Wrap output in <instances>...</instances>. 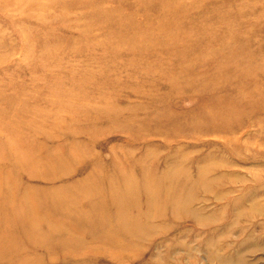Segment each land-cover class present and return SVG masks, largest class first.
I'll return each mask as SVG.
<instances>
[{
  "label": "rangeland",
  "instance_id": "1",
  "mask_svg": "<svg viewBox=\"0 0 264 264\" xmlns=\"http://www.w3.org/2000/svg\"><path fill=\"white\" fill-rule=\"evenodd\" d=\"M2 127L1 206L80 241L33 264H264V0H0Z\"/></svg>",
  "mask_w": 264,
  "mask_h": 264
},
{
  "label": "bare ground",
  "instance_id": "2",
  "mask_svg": "<svg viewBox=\"0 0 264 264\" xmlns=\"http://www.w3.org/2000/svg\"><path fill=\"white\" fill-rule=\"evenodd\" d=\"M0 129H3V127ZM190 200L191 199H165V205L168 203L171 204V208L169 205L167 207L171 209L170 211L172 214L174 213L173 215L181 213V216L195 217V211L191 210V207L189 206L191 203ZM102 202H104L110 210H114V216L109 219V222H106V228L101 231H95L94 234L102 237L104 235L114 237L113 234H116L120 237L124 236L131 242H135L138 237L136 230L140 227V223L138 221L140 218L139 201H137V199H109ZM145 203L147 204V202ZM14 212L18 214H15V216L11 219L9 207L1 206L0 202V264H33V262H30V258H27L28 252L31 253L41 249L49 255L53 249L64 248L70 246L71 243H80V241H78L75 237H70V235H66L63 232L53 231L50 228H42L40 222H33V216L26 209V206H21L20 208L18 207L17 209H14ZM179 218L181 217L179 216ZM73 221L84 224L88 223V225L94 224L93 226L100 224L94 223L91 220L85 222L82 219H78L77 216L73 219ZM116 244L117 242L115 245ZM211 258H214L213 254L211 255ZM237 259L238 261L236 262L238 264H245V261H243L241 257ZM64 261L65 259L61 260L59 263L65 264ZM232 262L229 259L220 258V260L218 259L217 264H232Z\"/></svg>",
  "mask_w": 264,
  "mask_h": 264
}]
</instances>
